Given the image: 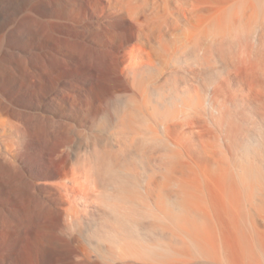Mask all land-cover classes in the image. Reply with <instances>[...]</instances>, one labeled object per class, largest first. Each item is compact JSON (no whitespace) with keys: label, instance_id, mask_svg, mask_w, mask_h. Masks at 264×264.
<instances>
[{"label":"rangeland","instance_id":"374dc122","mask_svg":"<svg viewBox=\"0 0 264 264\" xmlns=\"http://www.w3.org/2000/svg\"><path fill=\"white\" fill-rule=\"evenodd\" d=\"M209 1L228 11L222 45L213 47L216 66L226 69L241 57L244 70L255 63L264 86V0ZM177 11L164 0H0V264H170L168 256L155 257L163 254L157 247L172 246L148 231L152 220L159 222L161 199L143 194L145 170L137 168L139 178L133 177L134 134L123 115L130 96L140 99L133 83L181 89L199 72L172 59L177 66L168 64L161 76L147 67L150 46L174 45L173 58L189 50L190 19L180 20ZM100 142L108 151L127 152L117 161L124 193L94 182L88 172L87 158ZM66 168L83 177L77 190L64 191Z\"/></svg>","mask_w":264,"mask_h":264},{"label":"bare ground","instance_id":"6f19581e","mask_svg":"<svg viewBox=\"0 0 264 264\" xmlns=\"http://www.w3.org/2000/svg\"><path fill=\"white\" fill-rule=\"evenodd\" d=\"M164 2L166 5L170 2L177 5L180 20L190 19L188 23L192 33L185 37L189 50L184 46L188 51L183 48L184 51L173 58V52L170 54V50L175 49L173 43L172 49L169 43L165 42L167 45L164 44V47L160 45L158 48L161 51L150 46L149 52L146 53L147 67L154 69L157 76H161L162 69L167 68L172 59L177 65H191L190 68L193 66L199 72L191 74V82L189 79L187 81L190 84L185 83L181 89L165 90L133 83L140 99L130 96V107L128 106L123 115L134 134V138L130 140V160L134 162L131 169L145 170L143 194L147 199L149 196H158L161 200L164 198L171 205V210L165 209V206H162L166 202L159 200V222L151 224L152 220L151 226L149 225L151 228L148 231L156 236V240L167 241L168 245L172 246L157 247L163 254H158L157 251L155 257L165 260L168 256L170 260L167 263L170 264H264V90L260 89L264 86L257 81L261 79V75L255 74L258 71L256 66L254 68L255 63L244 70L239 64L242 63L241 57L237 64L235 61L239 57L232 60L234 66L226 64V69L222 70L224 67L221 64H218L221 68L216 66L215 52L218 50L217 46L215 51L213 47L218 43L222 45L228 15L226 7L212 8L209 6V0ZM260 4L262 6V3ZM200 22L201 27L197 26ZM220 53L221 56L224 52ZM244 54L245 58L247 52ZM244 61L246 59H243ZM222 63L225 64L226 60ZM173 64L169 65L174 67L176 64ZM157 66H160V69ZM232 77L235 78L234 81H230ZM257 113L262 115V120L254 118ZM104 116L102 115L101 120L107 127ZM120 116L117 115L118 118ZM140 124L144 126L141 127ZM140 127L146 128L147 133L142 134L143 136L139 132ZM100 143L99 145L102 144ZM107 145L94 149L90 159L87 158L88 172L96 180H93L94 182L102 185L110 183L115 192L121 193L125 187L124 180L118 173L117 164L120 162L117 161L127 152L119 147L115 152L108 151ZM126 171L128 170L124 171L127 174ZM136 172L137 174H132L135 179L140 173ZM64 175L69 180V184L63 185L64 191L80 188V180L83 177L74 168H66ZM101 187L105 189L104 186ZM129 190V193H133ZM134 191L136 195L137 189ZM138 191L141 192L140 189ZM153 199L156 200L155 197ZM119 200L123 201L122 198ZM141 229L143 230L142 227ZM139 256L138 252L135 258ZM142 256L140 258H143Z\"/></svg>","mask_w":264,"mask_h":264}]
</instances>
